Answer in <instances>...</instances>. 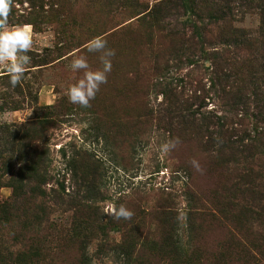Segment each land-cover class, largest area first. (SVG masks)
Segmentation results:
<instances>
[{"label":"rangeland","instance_id":"374dc122","mask_svg":"<svg viewBox=\"0 0 264 264\" xmlns=\"http://www.w3.org/2000/svg\"><path fill=\"white\" fill-rule=\"evenodd\" d=\"M159 1L162 0H11L7 23L31 26L33 44L27 53L31 63L15 88L6 78V64L0 63V126L33 121L37 118V108H45L46 112V107L63 106L68 100L67 87L82 76V72L71 70V61L85 56L92 70L103 66L101 53L88 49L93 38L102 37L116 53L111 57L112 69L107 74V82L100 86L90 107L74 104L77 109H72L70 115L61 113V117L53 118L54 128L46 126L50 150V176L46 186L52 212L50 224L62 229V234L46 235L49 258L58 257L64 264L78 260L80 249L68 235L75 224L84 222L95 230L85 250L91 264H128L130 258L114 249L120 244L133 247L131 264H180L177 247L182 250V258L189 261L214 257L222 264H264V239L253 235L248 242L234 233L248 250L243 255L233 249L228 234L210 220V216H220L214 211L212 196L226 206L229 194L225 190H212L214 180L207 177L209 162L202 159L205 156L196 146L189 143L173 146V135L160 129L161 114L166 108L165 94L156 89L145 96L150 118L130 121L133 124L125 118L129 110L132 114L145 102L138 98L145 90L143 83L130 80L126 65L135 61V64L151 66L160 54L158 50L163 48L157 38L149 42L143 31L136 28L138 15ZM130 2L137 9L128 7ZM248 12L244 8L235 10L240 20L236 27L258 36L260 11L255 8ZM134 37L137 40L140 37L142 43L135 50V55L142 53L137 58L132 57L128 46ZM46 59L53 63L32 67L35 62H46ZM204 64L210 66L202 61L200 65L183 64L174 68L171 78L160 87L170 83L181 92L183 86L184 99H188L195 93L198 79L208 84ZM4 104L8 107L2 110ZM204 105L200 111L203 116L216 113L223 117L222 109L230 111L216 92L206 98ZM16 106L21 108L14 110ZM254 109L251 104L250 110L254 112ZM193 160L198 162L200 171L193 166ZM246 163L239 158V164L232 163L231 167L242 172L243 168L252 166ZM21 165L18 162L16 170ZM257 166L253 165L259 171ZM261 176L255 187L264 190V172ZM226 177L223 172L216 175L224 181L222 185ZM54 190L65 203L56 204ZM11 195L12 189H1L0 202L7 201ZM255 197L251 194L250 200ZM72 202L90 208V218L73 208ZM121 205L133 212L130 219H115L111 215L112 209ZM205 215L208 217L203 218ZM261 220L256 231L264 232V213ZM103 227L110 228L108 235L103 234ZM4 234L12 249L13 245L18 248L9 228ZM85 238L80 239L88 242ZM195 243H199L196 252Z\"/></svg>","mask_w":264,"mask_h":264},{"label":"trees","instance_id":"16d2710c","mask_svg":"<svg viewBox=\"0 0 264 264\" xmlns=\"http://www.w3.org/2000/svg\"><path fill=\"white\" fill-rule=\"evenodd\" d=\"M127 6L137 9L131 2ZM254 7L262 17L258 36L236 27L240 20L235 10L244 8L251 13ZM138 16L137 30L143 31V36L149 42L157 38L163 48L158 50L160 54L151 66L135 64V61L126 65L130 80L143 83L145 90L138 98L145 102L132 114L129 110L125 118L129 122L150 118L145 96L156 89L165 94L166 108L161 114L160 129L173 135V143L179 138V143L175 145L192 144L205 156L202 159L209 162L207 177L210 181L214 180L212 190H225L229 194L227 211L226 206L215 195L212 196L214 211L220 216L209 218L228 234L233 249L245 255L248 250L234 233L248 242L253 235L264 239V232L256 231L261 226L264 213V190L255 187L257 178H262L264 172V0H162ZM139 41L140 37L138 40L134 37L128 42L133 58L142 55H135V50L142 46ZM202 61L210 64L203 65L208 72L205 76H209L206 79L208 89L198 79L195 93L185 100L183 86L181 92L170 83L160 87L171 78L174 68L183 64L196 66ZM51 63L46 59V62H35L32 67ZM16 92H19L18 89ZM215 92L230 111L222 109L223 117L216 113L203 116L200 111L205 106L206 98ZM251 104L255 107L254 112L250 110ZM7 107L4 104L2 110ZM20 108L16 106L13 109ZM72 109L77 107L66 100L63 106L46 107V112L45 108H37V118L33 121L0 126V190L12 189L11 197L0 202V264H64L58 257L49 258L46 247L49 232L62 234L58 225L50 224V194L46 189L50 176V150L46 126L54 128L53 118L61 117V113L70 115ZM238 157L252 166L243 168L242 172L239 168H232V163L239 164ZM18 162H22V165L16 170ZM73 165L75 167L76 161ZM253 165H258L259 171ZM222 172L228 176L224 185L223 180L216 178ZM53 194L56 204L65 203L55 190ZM251 194L257 198L250 200ZM72 203L81 215L90 218V208L79 202ZM207 217L205 215L203 218ZM8 228L14 234L11 238L14 243L16 241L15 245H18V248L13 245L14 250L12 244L4 240V231ZM109 229L103 227V234L108 235ZM70 231L72 233L68 236L77 242L81 255L76 262L69 264H91L85 250L90 245L89 236L95 230L88 223L80 222ZM84 236L88 242L80 239ZM198 245L195 243L194 252ZM58 248L62 249L61 242ZM132 248L125 244L114 247L128 260L130 258L128 264H131L133 256ZM176 253L180 256V264H222L214 257H200L197 261L183 259L180 247L176 248Z\"/></svg>","mask_w":264,"mask_h":264},{"label":"clouds","instance_id":"9594fccd","mask_svg":"<svg viewBox=\"0 0 264 264\" xmlns=\"http://www.w3.org/2000/svg\"><path fill=\"white\" fill-rule=\"evenodd\" d=\"M11 0H0V63L6 64L9 83L15 88L21 83L26 67L31 63V57L27 54L33 44L31 26H9L7 17L10 12ZM90 52L101 53L102 68L92 70L85 56L75 57L70 64L73 72L82 76L69 84L66 95L70 103L81 107H90V102L95 99L100 86L107 82V74L111 72V57L115 56V50L108 48L107 41L102 37H95L88 43ZM175 143H179L176 138ZM193 166L200 171L197 161H192ZM111 215L115 219H130L133 212L121 205L113 208Z\"/></svg>","mask_w":264,"mask_h":264}]
</instances>
